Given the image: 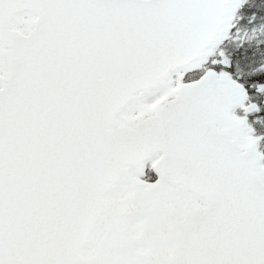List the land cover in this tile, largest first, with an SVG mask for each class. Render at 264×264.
<instances>
[{
	"label": "snow or ice",
	"instance_id": "1",
	"mask_svg": "<svg viewBox=\"0 0 264 264\" xmlns=\"http://www.w3.org/2000/svg\"><path fill=\"white\" fill-rule=\"evenodd\" d=\"M0 264H264V0H0Z\"/></svg>",
	"mask_w": 264,
	"mask_h": 264
}]
</instances>
